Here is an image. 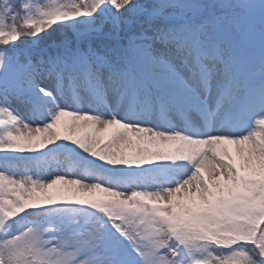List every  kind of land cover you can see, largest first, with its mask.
I'll use <instances>...</instances> for the list:
<instances>
[{"label": "snow or ice", "instance_id": "6c2138e0", "mask_svg": "<svg viewBox=\"0 0 264 264\" xmlns=\"http://www.w3.org/2000/svg\"><path fill=\"white\" fill-rule=\"evenodd\" d=\"M0 264H264V0H0Z\"/></svg>", "mask_w": 264, "mask_h": 264}]
</instances>
